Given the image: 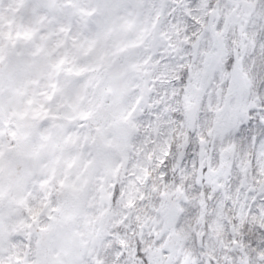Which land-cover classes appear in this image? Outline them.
<instances>
[{
    "label": "snow or ice",
    "instance_id": "snow-or-ice-1",
    "mask_svg": "<svg viewBox=\"0 0 264 264\" xmlns=\"http://www.w3.org/2000/svg\"><path fill=\"white\" fill-rule=\"evenodd\" d=\"M86 14L110 43L0 146V264H264V0Z\"/></svg>",
    "mask_w": 264,
    "mask_h": 264
},
{
    "label": "rangeland",
    "instance_id": "rangeland-1",
    "mask_svg": "<svg viewBox=\"0 0 264 264\" xmlns=\"http://www.w3.org/2000/svg\"><path fill=\"white\" fill-rule=\"evenodd\" d=\"M97 0H0V61L11 71L0 77V146L7 148L12 131L25 132L35 142L41 131L30 120L18 117L29 110V101L43 102L50 83H70L53 65L64 57L90 62L81 45L88 39L100 48L110 43L103 35L114 22L91 20L86 11ZM146 19V16H145ZM70 30V31H69ZM55 107V105H48Z\"/></svg>",
    "mask_w": 264,
    "mask_h": 264
}]
</instances>
